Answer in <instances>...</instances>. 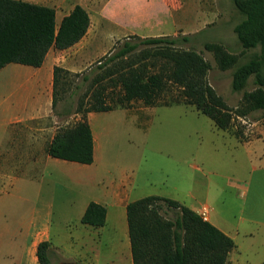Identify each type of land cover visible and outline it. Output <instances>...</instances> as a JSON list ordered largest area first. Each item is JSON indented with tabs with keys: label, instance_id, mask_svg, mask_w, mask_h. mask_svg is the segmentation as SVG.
Listing matches in <instances>:
<instances>
[{
	"label": "trees",
	"instance_id": "obj_1",
	"mask_svg": "<svg viewBox=\"0 0 264 264\" xmlns=\"http://www.w3.org/2000/svg\"><path fill=\"white\" fill-rule=\"evenodd\" d=\"M233 3L243 17L233 28L242 51L235 54L216 43L204 46L214 54L220 70H232V91L243 92L236 108L229 107L209 85L206 77L210 64L196 51L183 48L192 36L136 37L138 42L125 41L118 51L104 58L97 70L83 75L73 92L63 98L61 112H57L58 100L71 89L72 80L68 70L55 68L54 115L60 121L82 115V120L60 128L47 145V154L67 162L93 164L94 139L87 115L113 111L117 104H185L195 107L223 131L236 117L245 119L261 113L258 120L264 126V0ZM90 25L88 12L79 5L57 26L53 8L0 0V71L9 64L41 67L52 48L73 47L87 35ZM84 87L87 92L74 109L72 98ZM116 88L121 96L108 104L107 93ZM126 216L133 264H227L236 248L232 238L201 214L170 198L152 195L132 201ZM106 221V208L95 202L88 205L81 220L94 228L104 227ZM37 258L39 264H54L58 255L51 243L44 241L38 245Z\"/></svg>",
	"mask_w": 264,
	"mask_h": 264
},
{
	"label": "crops",
	"instance_id": "obj_2",
	"mask_svg": "<svg viewBox=\"0 0 264 264\" xmlns=\"http://www.w3.org/2000/svg\"><path fill=\"white\" fill-rule=\"evenodd\" d=\"M20 1L53 8L56 11L57 26L79 5L88 12L91 25L87 35L73 47L66 50L52 48L41 67L9 64L0 71L8 70L9 74L17 80L14 83L16 89L0 101V166L6 164L8 160L2 152L7 151V144L12 140V135L17 134L16 129H19L17 125L43 120L52 115L54 70L56 67H63L72 72H81L85 70L86 64L92 57L104 54L100 48L106 46L108 39H119L132 35L153 36L149 35V32L145 33L144 30H152L155 28L153 27L155 23H164L171 17L169 7L171 0ZM211 1L218 2V0ZM179 2H188V0ZM189 2H203V0H189ZM199 15L198 17L207 16L205 13ZM219 15V11H216L213 18L218 20ZM140 30L143 32H139ZM156 108L159 107L145 106L137 110L123 108L109 112L119 113L121 122L130 123L138 129L142 128L140 130L147 133ZM101 113L87 115L94 139L93 164L82 165L50 157L46 148L55 133L43 147L45 151L43 149L40 152L37 149L34 150L29 162L26 159H19V166L36 168L35 176L23 173L20 175L9 174L0 169V220L8 212L5 204L9 199L6 197H10L12 193H14L12 196L15 197L23 189H28L34 198V202H32V199L28 200L24 196H19V211L28 201L33 204L31 207L33 217L29 222H25V220H18L15 223L0 221V264H39L37 249L38 245L44 241L50 242L57 255L69 261L72 253L75 252L77 255L80 252L85 255L88 247L96 246L110 223L114 224L113 230L117 237V242L112 250L114 254H119V263L133 264L126 208L130 202L138 200V197L134 196L138 181L134 176V167L123 168L119 161L114 160L111 154L104 151L105 129L99 126L97 121ZM245 134H249V137L241 140L223 131V136L231 138L236 147L243 148L249 164L247 174L236 179L241 183V185L238 184V187L242 202L239 208L237 207L238 215L235 216L234 224L230 223L229 219L221 217L226 212H230L231 202L219 201V196L210 192L211 180L207 179L205 175L200 174L202 178L197 175L203 172L199 166L191 167L195 174L193 185L202 188L199 192L187 193L185 200L180 197H162L179 201L199 214H202L204 208L208 209L207 220L232 238L236 244V248L230 253L227 264H264V126L261 123L260 126ZM41 151L44 153L42 154ZM53 164L70 165L68 172H71V176L74 174L76 183L85 186L90 184L100 190L96 197L82 201L78 205L75 218L77 222H72L71 225L66 223V227H63L65 229L73 226L78 227L80 234L75 237L72 233H69L66 238L61 234H53L56 206L54 200L58 190L55 188L57 184H55L53 172L50 170ZM62 190L67 192L65 187ZM91 202L106 208L107 221L104 227L94 228L82 224L83 215ZM96 261L97 263L102 262L98 259ZM105 263L113 264L114 260L106 259Z\"/></svg>",
	"mask_w": 264,
	"mask_h": 264
},
{
	"label": "rangeland",
	"instance_id": "obj_3",
	"mask_svg": "<svg viewBox=\"0 0 264 264\" xmlns=\"http://www.w3.org/2000/svg\"><path fill=\"white\" fill-rule=\"evenodd\" d=\"M179 1L171 0L169 2L171 10L169 19L165 20L164 23H155L153 31L144 30L145 33L149 32V35L153 36L132 35L119 39H108L106 46L100 48L104 54L92 57L90 62L86 64L85 70L81 72L68 70L71 73L69 78L72 80L71 89L59 98L57 112L62 111L63 98L73 92L81 77L97 70V67L104 62V58L118 51L128 38L135 43L138 42L136 37L184 35H190L192 38L190 43L183 45V48L196 51L210 64L211 68L206 77L209 85L225 100L229 107L236 108L242 99L243 92L235 93L232 91V70H220L214 54L206 50L204 44H221L228 51L239 54L242 47L233 32V28L243 17L236 10L233 0H218V2L211 0H203V2ZM216 11L220 13L218 20L213 18ZM201 13H205L207 16L198 17ZM139 32L143 31L140 30ZM145 48V46L141 47L139 51ZM9 73L8 70L0 72V101L16 89L14 83L17 80ZM75 74L81 76L75 77ZM173 91L176 90L173 89ZM86 92L87 87L75 92L76 94L72 98L74 109ZM120 96L119 88L109 90L107 93L108 104H113V98L115 101ZM143 107H145L143 103L134 102L123 107L117 104L115 109L137 110ZM54 114L53 112L50 117L43 120L17 125L20 130L16 129L17 134L12 135V140L7 144V151L2 152L5 158H8L6 164L0 166L2 171L14 175L23 173L24 175L35 176L34 170L36 168L19 166V159H26L29 162L34 150L37 149L39 152L41 149L44 150L43 147L60 128L71 127L82 120V115L74 114L60 121ZM119 115L117 112H103L97 121L99 126L105 129L104 151L111 154L114 160L119 161L123 168L134 167V176L138 181L134 192L135 197L141 199L146 196L159 195L180 197L185 200L187 193L192 191L197 193L202 189L193 185L195 174L191 167L196 165L203 171L197 175H205L207 179L211 180L210 192L219 196V201L231 202L230 212H226L221 217L229 219L232 224L235 223V216L238 215L237 210L242 202L238 187V184L241 185V183L237 182L236 179L245 176L249 166L247 154L244 153L242 147H236L231 138L223 136V131L217 129L211 119L198 112L195 107L185 104L156 108L147 133H143L140 130L142 128L133 127L130 123L124 124ZM260 116L261 113L253 114L245 119L236 117L225 132L237 139H247L249 131L262 123L258 120ZM69 166L53 164L50 167L54 175V182L57 184L55 188L58 189L54 200L56 206L53 234H61L64 238L69 233H72L74 237L80 234L78 227V229L74 226L70 227L68 228L69 231L63 227H66V223L70 225L72 222L76 223L78 205L82 201L96 197L100 192L93 185L85 186L76 183L74 174L71 176V172H68ZM36 171L38 173V170ZM202 175H200L201 178ZM63 187L66 188L67 192L62 190ZM12 195L6 197L9 199L5 204L8 212L2 216L0 221L15 223L18 220H25V222H29L33 217L31 214L33 204L28 201L19 211L18 202L20 201L19 196H24L28 200L32 199L34 202L33 194L30 193V190L23 189L17 196L13 197ZM113 225L112 223L109 224L102 233L101 241L97 242L96 246L88 247V252L86 251L85 255L80 252L76 255L74 252L69 261L58 255L53 263L106 264L105 260L112 258L113 264H120L119 254H114L112 250L117 242ZM97 259L102 262L97 263Z\"/></svg>",
	"mask_w": 264,
	"mask_h": 264
},
{
	"label": "built area",
	"instance_id": "obj_4",
	"mask_svg": "<svg viewBox=\"0 0 264 264\" xmlns=\"http://www.w3.org/2000/svg\"><path fill=\"white\" fill-rule=\"evenodd\" d=\"M201 216L205 219V220H207V216H208V209H206V208H204V210L202 211V214H201Z\"/></svg>",
	"mask_w": 264,
	"mask_h": 264
},
{
	"label": "water",
	"instance_id": "obj_5",
	"mask_svg": "<svg viewBox=\"0 0 264 264\" xmlns=\"http://www.w3.org/2000/svg\"><path fill=\"white\" fill-rule=\"evenodd\" d=\"M62 264H76V263H73V262H64Z\"/></svg>",
	"mask_w": 264,
	"mask_h": 264
}]
</instances>
